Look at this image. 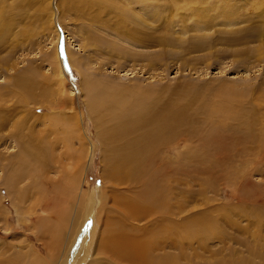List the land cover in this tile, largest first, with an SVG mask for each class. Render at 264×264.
I'll list each match as a JSON object with an SVG mask.
<instances>
[{"label":"rangeland","instance_id":"1","mask_svg":"<svg viewBox=\"0 0 264 264\" xmlns=\"http://www.w3.org/2000/svg\"><path fill=\"white\" fill-rule=\"evenodd\" d=\"M105 223L264 264V0H0V264H115Z\"/></svg>","mask_w":264,"mask_h":264},{"label":"bare ground","instance_id":"2","mask_svg":"<svg viewBox=\"0 0 264 264\" xmlns=\"http://www.w3.org/2000/svg\"><path fill=\"white\" fill-rule=\"evenodd\" d=\"M130 73L128 72V70H125L121 74V76L122 77H125V76L128 77V75ZM223 137L224 136H222V135H220V136L214 135L213 137H211V140L212 141H217V143L219 145L218 146L219 147V151L217 152V154H218L217 155L218 156L217 158H228L230 156L227 153H224L223 152L224 150H223V147L221 146V145H223V141H225L223 139ZM226 138L227 137H225V139ZM229 146H230V144H229ZM217 148H216V150H217ZM225 150H226V147H225ZM231 150H233L232 147H231ZM241 153H242V151L240 152V154ZM186 154H188V153H186ZM232 154H233V152H232ZM114 169H116V168H114L113 166L110 167V169L108 171V174H107L108 175L107 177L109 179H112L113 177L115 178V174L116 173H118V175L119 174L121 175L122 172H116ZM123 173H124V171H123ZM118 177H119V179H117V177L115 178V180L117 179L116 181L123 180V178L126 179L123 176H118ZM113 197H115V196H113ZM121 198L120 199H118V197L117 198H114L113 201L115 202V205H117V204L119 205L120 204V205L124 206L123 208L128 210L129 215H132L133 216V214H134V213H132L133 207L135 205L139 204V203L136 202V201L135 202H131V201H126L125 202ZM136 215H139L140 216V213H137ZM141 215L142 216H147V213H141ZM125 233L126 232L123 230V226H121V225H115L113 223H105L104 228H102V231H101V242H102V245H99L101 247H98V249H103V250H105V252H108L110 255L112 254L113 256L111 255V257H112V260L115 261L114 262L115 264H117V263H119V264H122V263L123 264H126V263H128V260L129 259L133 261L134 258H136V260H138L139 263H142L145 254L147 255V253L149 251V248L151 249V246H152L153 243H148L147 240H145V239H144L145 242H143L142 239L135 240V239H133V237H131V236L129 237ZM127 254H130L131 255V257L128 260L126 259ZM159 264H167V260H165L164 258H161V259H159Z\"/></svg>","mask_w":264,"mask_h":264},{"label":"crops","instance_id":"3","mask_svg":"<svg viewBox=\"0 0 264 264\" xmlns=\"http://www.w3.org/2000/svg\"><path fill=\"white\" fill-rule=\"evenodd\" d=\"M140 159V158H139ZM131 160L133 161V158H131ZM136 162H138L139 160H138V158L137 159H134Z\"/></svg>","mask_w":264,"mask_h":264}]
</instances>
